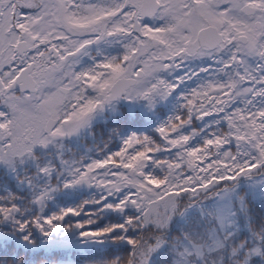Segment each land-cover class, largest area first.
<instances>
[{"label":"snow or ice","instance_id":"6c2138e0","mask_svg":"<svg viewBox=\"0 0 264 264\" xmlns=\"http://www.w3.org/2000/svg\"><path fill=\"white\" fill-rule=\"evenodd\" d=\"M0 264H264V0H0Z\"/></svg>","mask_w":264,"mask_h":264}]
</instances>
